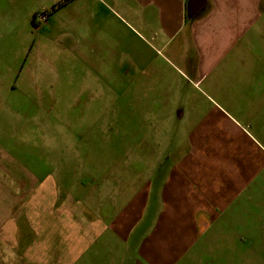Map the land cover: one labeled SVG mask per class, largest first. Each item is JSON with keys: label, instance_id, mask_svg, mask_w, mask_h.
Masks as SVG:
<instances>
[{"label": "crops", "instance_id": "0c3cea01", "mask_svg": "<svg viewBox=\"0 0 264 264\" xmlns=\"http://www.w3.org/2000/svg\"><path fill=\"white\" fill-rule=\"evenodd\" d=\"M67 7L79 21L57 27L51 17ZM42 33L69 37L105 90L174 96L176 113L173 103L149 113L180 118L179 137L149 145L165 152L139 178L64 190L6 171L0 264H264V0H70ZM163 53L191 92L157 85Z\"/></svg>", "mask_w": 264, "mask_h": 264}, {"label": "rangeland", "instance_id": "374dc122", "mask_svg": "<svg viewBox=\"0 0 264 264\" xmlns=\"http://www.w3.org/2000/svg\"><path fill=\"white\" fill-rule=\"evenodd\" d=\"M59 1L0 0V158L5 161L0 176L6 171L27 178L48 175L64 190H76L77 184L90 183L85 179L99 180L102 174L125 178L136 171L143 177L150 158L165 152L149 145L158 140L175 145L180 131V118L155 119L149 110L158 114L173 103L176 113L181 102L167 98L164 90L152 102L105 90L74 54L69 37L52 42L43 35L49 15L40 12ZM67 11L51 17L53 24L73 28L79 20ZM154 62L157 85L171 83L178 96L192 91L183 85L179 60L163 53ZM5 186L10 188L1 180L0 188Z\"/></svg>", "mask_w": 264, "mask_h": 264}, {"label": "trees", "instance_id": "16d2710c", "mask_svg": "<svg viewBox=\"0 0 264 264\" xmlns=\"http://www.w3.org/2000/svg\"><path fill=\"white\" fill-rule=\"evenodd\" d=\"M70 0H61L58 3L54 4L51 6L50 9H48L47 11H43L40 13H47L48 15H50L51 13L55 12L58 8H60L61 6H63L64 4H66L67 2H69ZM37 13L34 14L33 18H32V22L35 24V18H36Z\"/></svg>", "mask_w": 264, "mask_h": 264}]
</instances>
